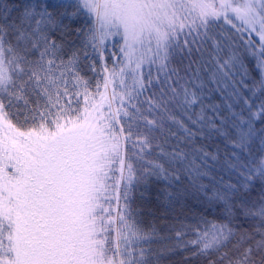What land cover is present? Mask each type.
<instances>
[{
  "label": "snow or ice",
  "instance_id": "obj_1",
  "mask_svg": "<svg viewBox=\"0 0 264 264\" xmlns=\"http://www.w3.org/2000/svg\"><path fill=\"white\" fill-rule=\"evenodd\" d=\"M0 264H264V0H0Z\"/></svg>",
  "mask_w": 264,
  "mask_h": 264
},
{
  "label": "trees",
  "instance_id": "obj_2",
  "mask_svg": "<svg viewBox=\"0 0 264 264\" xmlns=\"http://www.w3.org/2000/svg\"><path fill=\"white\" fill-rule=\"evenodd\" d=\"M109 50H110V52H111V51H117V49H113V48L111 47V44L109 45ZM109 66H111V61H109ZM215 95L218 96L219 93H216ZM217 102H219V101H217ZM135 195L138 196V193H135ZM113 206H114V208H115V202H114V205H113Z\"/></svg>",
  "mask_w": 264,
  "mask_h": 264
}]
</instances>
